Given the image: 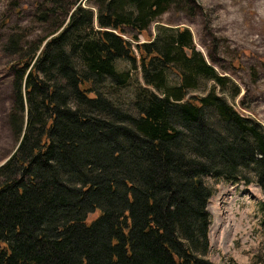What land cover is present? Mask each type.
Instances as JSON below:
<instances>
[{
	"label": "trees",
	"instance_id": "16d2710c",
	"mask_svg": "<svg viewBox=\"0 0 264 264\" xmlns=\"http://www.w3.org/2000/svg\"><path fill=\"white\" fill-rule=\"evenodd\" d=\"M89 1L36 3L49 30L1 44L14 56L6 122L17 144L0 164V264H214L206 179L264 193V129L216 93L238 88L188 28L139 42L172 7L196 14L195 0ZM116 60L141 71L129 107L114 100L132 75ZM200 80L213 84L191 94ZM259 210L264 225V196Z\"/></svg>",
	"mask_w": 264,
	"mask_h": 264
},
{
	"label": "rangeland",
	"instance_id": "374dc122",
	"mask_svg": "<svg viewBox=\"0 0 264 264\" xmlns=\"http://www.w3.org/2000/svg\"><path fill=\"white\" fill-rule=\"evenodd\" d=\"M40 2L45 0H0V164L17 144L6 122L12 100L5 65L14 56L4 53L1 44L11 33L24 40H36L46 33L53 19L49 17L44 22L35 19L34 7ZM89 2L84 0L83 3L90 5ZM195 3L198 5L196 14L172 7L158 16L146 34L137 35L139 42L154 36L158 26L188 28L196 50L238 88L236 95L218 87L216 93L264 129V0H195ZM124 37L136 52L134 41L126 34ZM115 64L120 71L131 70L127 85L114 90V100L122 107H129L135 89L143 85L141 71L132 70L128 61L116 60ZM168 82H178L174 73L168 74ZM198 84L191 94H204L213 82L200 80ZM206 182L214 190L207 205L211 215L207 258L214 264H259L256 256H264V225L259 210L263 191L255 183L232 188L229 183H215L210 178Z\"/></svg>",
	"mask_w": 264,
	"mask_h": 264
}]
</instances>
